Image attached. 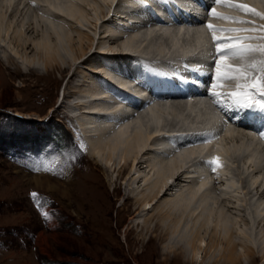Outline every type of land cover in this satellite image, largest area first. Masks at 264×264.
I'll return each instance as SVG.
<instances>
[{"label": "bare ground", "instance_id": "1", "mask_svg": "<svg viewBox=\"0 0 264 264\" xmlns=\"http://www.w3.org/2000/svg\"><path fill=\"white\" fill-rule=\"evenodd\" d=\"M87 1L89 2V0H0V56L6 57L7 64L16 62L17 58L23 59V62L18 65L19 69L28 72L33 68L24 63V60L27 59L28 49H32L35 55L42 58L48 69L47 73H51V71L55 70H60L61 72L68 71L73 64H77L81 59L83 63H86L88 60L98 56V54L101 55L100 59L106 62L103 63V66L105 65L104 67L108 68V71H105L104 76H100L103 78L102 80H98L100 77L97 76V81L93 87H91L93 81L86 88L80 89L81 91L78 90L79 87H76L80 98L78 105L81 106L76 105L74 108L81 112L76 113L75 116L78 118L74 117L73 120L75 126L80 127V134L83 137L81 149L90 157L97 158L96 162H103L107 171L114 168V170L117 169L119 174H121L129 168L130 172L128 174H131L130 180L133 184V186H130L133 187L132 191L136 193L135 197L140 202L139 204L142 205L143 210L150 208L151 210H157V213H153L152 211L153 214H156L158 222L155 225V229L151 230L148 228V231L152 233L149 241L153 240V234L160 229L162 230L161 233L165 232V234H168L166 240L170 239L174 244H171L172 246L166 253L176 250L175 247H189L193 264H244L243 258L248 260V264H257L259 257L256 254L254 246H264V234L261 241L260 239L258 240V236L261 234L257 233V229L264 226V198H261V194H264V167H262L264 164V116L258 114L259 112L255 113L256 110H251L253 113L250 111V117L248 116L247 120H251V116H254L253 119H256L257 122L253 120L251 122L258 126L257 129L248 128V125L243 126L241 124H236L239 125L237 127L233 125L231 120L227 121V123H224V128H221L219 131L215 130L214 133L208 135L211 139L207 143L204 141L198 142L196 136L201 137L200 131L202 128L196 129L194 133L189 134L187 146L185 145L173 150L170 141L173 142L175 138L178 140V137L183 134L179 135L174 132V130H177L175 127L166 128L163 125L168 116L173 112L174 121L177 120L178 122L185 123L186 118L178 110L180 109L179 106H184L185 111H189L190 114L187 113L193 116V120L196 123L202 117L203 120L206 118L204 123L209 121L212 124H218L217 122H220V120L215 111L220 110L219 115H221L220 113H225L218 107L219 110L216 107L214 110L209 102L198 97L197 101L192 103L182 101L163 103L162 100L155 99L148 103L147 108L143 111L138 106L131 108V102H129L130 105L129 103L128 105H123L122 101L118 98L114 99L110 92L113 86H110L108 77L110 79L117 77L113 78L114 75H111L109 65L114 64L118 70L117 66L122 63L124 65L122 70L125 71L126 77L117 78L115 81H118L121 85L132 91H138L140 94L145 93H141L142 86L138 84L144 79L142 75L149 73V71L145 69L146 66L144 64L133 68L131 64L139 62L141 64L142 60L146 57L152 60L154 57L158 58L157 56H160L159 61L155 59L157 65H160V60L163 62H166V60L173 61L166 65L185 77L182 72L177 71L175 68H181L180 70H184L186 74L191 65H198L200 63L198 60L201 56H208L207 51L205 52L209 47L207 44L208 39L205 30L202 28L203 24L201 25L197 22L193 23V25L187 24L188 26H194L187 28L186 23L182 21L177 27L173 26L175 27L173 29V27L164 25L163 21L168 20V18H165L164 15L166 14L159 11L157 17L160 20L154 22L149 20L146 23V19L148 18L147 13H145L148 6L146 3H150L151 0H137L139 3L144 1L143 7L145 10L141 17L133 11L125 12L118 9L119 6L126 7L130 3V0H120V2L119 0H109L107 3L102 2L103 5L104 3L107 4L103 8L109 6V10L105 13L104 9H101L102 16L98 14L96 20H94L95 18H92L94 16L93 11L91 12L86 7ZM99 1L101 2L102 0ZM180 1L175 0V5L179 6L181 4ZM188 2L190 8H185L187 13L184 15L186 18L195 19L194 15L204 16L202 5L206 1L189 0ZM224 2H228L229 6L236 7L241 11H237L235 15L230 14L226 11V3L217 4L216 12L222 15L205 17V22H208L207 25L210 23L222 29L254 30L247 32L216 31V34L219 33L220 37H264V16L258 15V22L252 23L253 25H258V27H253L252 24H248V20L244 19L249 18L250 20L256 14L252 15V11L235 6L243 4L248 9H254L257 13L264 14V0H226ZM9 11L12 12L11 15L14 17L18 15H31V20L26 21V24H24L25 20H22L13 28L8 21ZM91 19L94 20L93 26L96 28L101 21L109 20L103 23V27H105L102 32L103 35L99 36L100 39L105 38L109 42H98L96 47L94 45L91 46L92 42L87 43V45L84 44L85 38H88L85 34L87 32L84 30L88 28L87 26ZM146 24L148 26H145ZM246 24L249 26L247 27ZM74 28L80 29V42L78 44H75L72 38V30ZM255 31H257L256 34L258 35L255 34ZM34 33L36 34L35 39L32 42L28 41L26 36ZM12 35L15 38V44L17 43L20 46L19 50L13 45L12 41L8 40ZM185 41L194 45L180 51L179 47ZM27 42L30 43L28 44ZM93 42L95 43L96 41L93 39ZM120 42L123 43L121 47H119ZM239 42L261 46L264 45V38ZM106 43L118 44V47H106ZM22 46L23 48L21 49ZM69 49L72 50L73 56L71 58ZM193 49L195 50L193 51ZM167 50L173 54L166 53ZM254 52L256 53L254 58L256 63L264 61V52ZM177 53L185 66L179 62H175L172 56L177 55ZM190 53L193 55L189 61L180 56ZM9 54L13 56L11 57ZM130 56L132 60L127 59ZM248 57V55L235 57V63H237L236 61L241 62L237 63V66L249 65L245 62ZM127 60H130V62H127ZM189 62L191 65H189ZM207 67H210L208 68L209 71H213L212 66L207 65ZM134 69L136 73L133 78L132 73H134ZM162 71L159 68L151 72L145 77V80L151 81L154 84L163 82V85L169 87L170 91L175 90V83L183 82V79L180 77H178L180 80H176L175 78H168V80L166 78L164 80ZM94 72L98 73L100 71L96 70ZM117 73L121 75V70L116 71ZM170 75L171 77L174 76L173 74ZM76 76L77 72H73L71 78L75 79ZM91 78L92 80L94 79L93 77ZM170 79L175 81L171 83V86L166 83ZM75 91L76 89L73 92L74 94L76 93ZM117 96L126 97L124 94H118ZM65 99L66 95H64L62 104H64ZM108 99L116 100L117 102L111 103ZM250 99L254 101L253 98ZM233 108L237 110L236 107ZM236 115L238 114L234 113V116ZM190 121L192 122V120ZM167 130H170V134L162 135L166 136V139L158 137L157 134H162ZM193 134L194 136H192ZM79 138L81 140L80 136ZM205 151L208 153L212 152V156H205L208 158L207 160H200L199 163L198 161L195 162L197 156ZM118 155L121 156V160L118 159L120 162L118 161L119 163L116 164L115 158ZM223 157H228L230 160L228 161V167L222 170V177L218 175L221 179L218 187L215 182V174L220 170V163H224L222 161ZM241 160L245 162V164H242L244 165V170L237 173H248L251 175L250 183L247 184L249 185L248 189L251 187V189H255L256 194L260 193L258 198L261 200L254 202V199L250 198L254 203L252 202V207H249L247 205L251 202L245 199V203L247 204L245 206L249 207L245 210L246 215L243 213L246 216V218L244 217L246 227L239 228V233L240 235L242 234L244 240L246 239V242L238 243L234 239L233 231L234 226H238L239 220L227 211L226 206L243 191L240 188L246 186L242 182L241 175L237 178L236 172L232 169V166L230 167L231 161L240 162ZM207 161L211 162V165L212 163H217L215 165L216 172L210 173L207 166H203ZM256 169L258 172H254ZM184 176H186V179L183 180ZM260 179L261 181L259 182ZM241 182L243 183V187H240ZM85 187H88V183L85 184ZM218 189L220 192L217 191ZM94 194L97 195V192H94ZM246 194L248 195L249 191ZM242 195L240 194L239 196ZM251 195L253 193H250L248 198ZM239 199L242 200L240 202H243L244 197ZM245 203L242 204L244 205ZM99 204L102 203L100 202ZM242 204H240V207L238 206L239 204H235V206L241 208ZM156 205L157 209L155 208ZM147 223L148 221L142 223V230L147 226ZM207 234H209V240L206 237ZM249 242L251 245H249ZM212 251H214V255L216 251L219 254L216 255L213 261L209 260V262H206L205 257ZM262 259L264 260V255ZM173 260L169 264H176V257Z\"/></svg>", "mask_w": 264, "mask_h": 264}, {"label": "rangeland", "instance_id": "2", "mask_svg": "<svg viewBox=\"0 0 264 264\" xmlns=\"http://www.w3.org/2000/svg\"><path fill=\"white\" fill-rule=\"evenodd\" d=\"M107 1L109 2V0L87 1L86 7L93 11L94 20L98 14H101V9H104L105 13L109 10V6L103 8L107 5L105 4ZM102 2H105L104 5ZM123 8V6L118 7L120 11L125 10ZM11 13L9 11L8 21L13 28L22 20H25L24 24L31 20V15H18L16 19ZM93 19L88 23V30H84L91 40L85 38L87 42L84 39V44L92 42L91 46L96 47L98 42H109L99 37L103 35L105 28L103 23L109 20L101 21L96 28L93 26ZM147 20L149 21L150 17ZM79 30L78 28L72 30L75 44L80 42ZM35 36V33L28 34L26 39L32 42ZM8 40L12 41L18 50L20 49V46L15 44L13 35ZM187 42L179 47L180 51L194 45ZM121 44L123 43L120 42L119 47L122 46ZM105 46L118 47V44L106 43ZM27 52L24 63L33 68L28 72L19 69L18 65L23 59L17 58L16 62L7 64L6 57L0 56V264H169L175 257L176 264H193L189 247H175L176 250L166 253L174 244L170 239L166 240L168 234L161 233L162 230H157L153 234V240L149 241L152 233L148 230L155 229L158 222L156 214H153L157 213V210L151 208L143 210L142 205L139 204L135 197L136 193L132 191L131 174H128L130 169L127 168L121 174L114 168H109L110 170L107 171L103 162H96L97 158L90 157L84 153L85 151L80 150L65 128L67 126L65 112L71 120L74 117L77 119L75 114L81 112L74 108L80 101L76 87L81 91L92 81L91 87H93L97 76L102 77L105 71H108V68L103 66L106 62L100 59L101 55L98 54L86 63L81 59L68 71L55 70L47 73L48 69L42 58L35 55L32 49H28ZM166 53L173 54L169 50ZM71 56H73L72 50H70V58ZM127 59L132 58L130 56ZM154 59L159 61L160 58L154 57ZM96 70L100 72H94ZM73 72H77L75 79L71 78ZM110 73L113 75V72ZM91 77L94 79L92 80ZM101 77L99 80L103 79ZM64 95L66 99L62 104ZM179 108L180 113L186 118L185 123L174 121L173 112V115H169L164 122V127L204 123L205 119L201 120V117L196 123L193 116L189 115V111H185L184 106ZM20 115L30 116V122H21L18 125L19 120L11 116H18L20 119ZM32 118L36 119V124L31 122ZM47 119L48 125L45 124ZM73 124L74 133L81 137V140L79 138L81 145L83 137L80 134V127L75 126L74 120ZM119 155L115 158L116 164L120 162L118 159L121 160ZM242 162V160L231 161L230 167L232 166L236 172L237 178L241 175L246 188L241 182L240 187L243 188L240 190L243 189L244 192L241 191L238 197L232 200L234 203H228L226 206L227 211L239 220L238 226H234L233 231L234 239L238 243L246 240L239 233V228L246 227L245 210L252 207L255 201L261 200L258 198L260 193L256 194L254 188L248 189L247 184L250 183L251 175L237 173L244 170L242 164L245 162ZM254 172H258L257 169ZM185 177L183 180L186 179ZM86 183H88L87 188ZM217 185L219 187L220 182ZM248 191V195L250 193L255 195L248 198L246 194ZM94 192H97V195ZM33 193L36 194L35 197ZM240 194L243 195L239 196ZM242 197H244L243 202H240L242 200L239 198ZM250 198H253L254 202ZM261 198H264V194H261ZM245 199L251 203L247 205ZM100 202L102 204H99ZM235 204H239V207L242 204V210ZM155 208L157 209V205ZM137 216L140 218L138 219ZM143 221H148L145 230H142ZM257 233L261 234L258 240L262 241L264 226L258 228ZM206 237L209 240V234ZM254 247L259 257L257 264H264L262 259L264 246ZM217 254L218 251L215 255L214 251L208 253L205 257L206 262L213 261ZM243 262L248 264L247 259L243 258Z\"/></svg>", "mask_w": 264, "mask_h": 264}, {"label": "snow or ice", "instance_id": "3", "mask_svg": "<svg viewBox=\"0 0 264 264\" xmlns=\"http://www.w3.org/2000/svg\"><path fill=\"white\" fill-rule=\"evenodd\" d=\"M224 2V0H220ZM241 9L252 11L253 14L262 15L257 13L254 9H248L246 5H235ZM213 16H220L214 8L210 9ZM236 19V18H231ZM208 29L213 32L212 40L215 44V53L218 59L214 60L215 64V81L223 80H238L244 81L237 85V90L227 94L232 98V106L241 110L251 109L256 110L262 116H264V61L246 65V66H234L227 63L229 57H242L252 51L264 52V45L254 46L251 44L239 43L243 40H251L264 37H252V36H232V37H220L215 33L216 31H253L254 29H222L212 24L207 25ZM256 73V74H254ZM213 88L219 86L217 83L211 85ZM213 96L224 95L222 93H212ZM259 96L260 99L249 102L250 97ZM219 102V101H217ZM239 117H237L238 119ZM34 197L35 193L32 194Z\"/></svg>", "mask_w": 264, "mask_h": 264}]
</instances>
